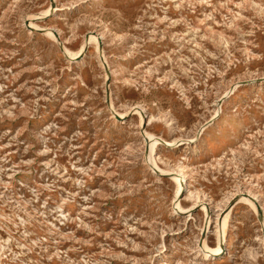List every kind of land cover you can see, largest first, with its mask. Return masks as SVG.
<instances>
[{
	"label": "rangeland",
	"instance_id": "1",
	"mask_svg": "<svg viewBox=\"0 0 264 264\" xmlns=\"http://www.w3.org/2000/svg\"><path fill=\"white\" fill-rule=\"evenodd\" d=\"M0 264H264V0H0Z\"/></svg>",
	"mask_w": 264,
	"mask_h": 264
},
{
	"label": "bare ground",
	"instance_id": "2",
	"mask_svg": "<svg viewBox=\"0 0 264 264\" xmlns=\"http://www.w3.org/2000/svg\"><path fill=\"white\" fill-rule=\"evenodd\" d=\"M152 140L154 145V143L156 142V138L154 137L152 138ZM176 180L178 181L181 190H183V188H186L188 186V178L183 170H179V174L176 176ZM254 197H256V195H254ZM249 200H254V199L249 198ZM222 249H223L222 246L219 244V246L215 249V251H218L215 255H219Z\"/></svg>",
	"mask_w": 264,
	"mask_h": 264
}]
</instances>
